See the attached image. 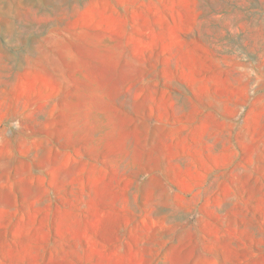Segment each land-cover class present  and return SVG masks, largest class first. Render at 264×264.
<instances>
[{"label": "rangeland", "instance_id": "obj_1", "mask_svg": "<svg viewBox=\"0 0 264 264\" xmlns=\"http://www.w3.org/2000/svg\"><path fill=\"white\" fill-rule=\"evenodd\" d=\"M0 264H264V0H0Z\"/></svg>", "mask_w": 264, "mask_h": 264}]
</instances>
